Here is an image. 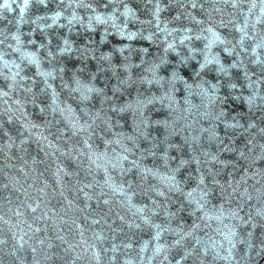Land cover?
Returning <instances> with one entry per match:
<instances>
[{
  "label": "water",
  "instance_id": "water-1",
  "mask_svg": "<svg viewBox=\"0 0 264 264\" xmlns=\"http://www.w3.org/2000/svg\"><path fill=\"white\" fill-rule=\"evenodd\" d=\"M0 264H264V0H0Z\"/></svg>",
  "mask_w": 264,
  "mask_h": 264
}]
</instances>
